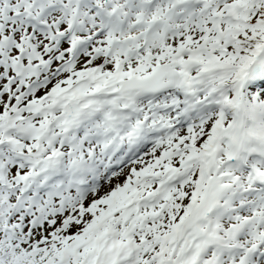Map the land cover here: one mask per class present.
I'll use <instances>...</instances> for the list:
<instances>
[{
    "label": "snow or ice",
    "instance_id": "obj_1",
    "mask_svg": "<svg viewBox=\"0 0 264 264\" xmlns=\"http://www.w3.org/2000/svg\"><path fill=\"white\" fill-rule=\"evenodd\" d=\"M0 264H264V0H0Z\"/></svg>",
    "mask_w": 264,
    "mask_h": 264
}]
</instances>
